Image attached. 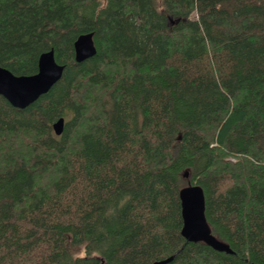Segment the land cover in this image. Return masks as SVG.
<instances>
[{
	"label": "trees",
	"instance_id": "obj_1",
	"mask_svg": "<svg viewBox=\"0 0 264 264\" xmlns=\"http://www.w3.org/2000/svg\"><path fill=\"white\" fill-rule=\"evenodd\" d=\"M49 49L0 95V264H264V0H0V66ZM187 184L230 252L181 235Z\"/></svg>",
	"mask_w": 264,
	"mask_h": 264
},
{
	"label": "water",
	"instance_id": "obj_2",
	"mask_svg": "<svg viewBox=\"0 0 264 264\" xmlns=\"http://www.w3.org/2000/svg\"><path fill=\"white\" fill-rule=\"evenodd\" d=\"M74 57L82 61L96 51L92 32L79 34L73 41ZM63 65L54 58L53 49L41 52L37 58V71L29 75H15L0 66V95L11 105L23 108L46 92L62 75ZM56 135L63 129V118L52 123ZM184 176L188 175L184 171ZM182 226L180 233L186 241H203L218 251L230 252L227 243L210 232L205 218L204 193L198 184H187L179 190ZM171 257L155 260L151 264H165Z\"/></svg>",
	"mask_w": 264,
	"mask_h": 264
},
{
	"label": "rangeland",
	"instance_id": "obj_3",
	"mask_svg": "<svg viewBox=\"0 0 264 264\" xmlns=\"http://www.w3.org/2000/svg\"><path fill=\"white\" fill-rule=\"evenodd\" d=\"M172 21H173V18H170L168 22H170V23H171Z\"/></svg>",
	"mask_w": 264,
	"mask_h": 264
}]
</instances>
